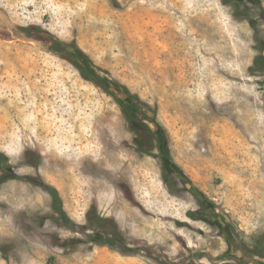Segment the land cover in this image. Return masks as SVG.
<instances>
[{
  "label": "rangeland",
  "instance_id": "obj_1",
  "mask_svg": "<svg viewBox=\"0 0 264 264\" xmlns=\"http://www.w3.org/2000/svg\"><path fill=\"white\" fill-rule=\"evenodd\" d=\"M32 23L140 112L17 30ZM260 41L264 0H0V264H264ZM25 175L59 189L79 232ZM89 210L138 249L91 242Z\"/></svg>",
  "mask_w": 264,
  "mask_h": 264
},
{
  "label": "trees",
  "instance_id": "obj_2",
  "mask_svg": "<svg viewBox=\"0 0 264 264\" xmlns=\"http://www.w3.org/2000/svg\"><path fill=\"white\" fill-rule=\"evenodd\" d=\"M255 3H261V0H253ZM253 28L256 30V26L253 20H250ZM17 30L22 33L24 36L28 38H33L42 42L51 43V50L63 58L68 59L71 61L76 68L79 69L83 77L95 82L98 86L103 88L105 91H108V87L110 84H115L118 89L124 92L127 96L132 97L133 101L132 104L139 109L143 107L145 104L137 94H133L130 89L119 82H113L111 78L108 77V73L104 71L102 68L96 66L90 56L75 42H67L58 37L54 33H52L49 29L44 28L39 24H27V25H18ZM264 42L260 41L257 44L256 48L258 49V53L254 58L253 65L251 69H257L260 71H264ZM117 101H120V98L117 97ZM118 101V102H119ZM128 113L134 117V113L126 108ZM11 164L7 157L0 158V171L10 173ZM7 175V174H5ZM18 177V176H17ZM28 179L30 182L35 184L36 186L42 188L44 191L48 192L52 197V209L55 211L56 216L55 220L62 223L65 226H68L75 232H79L76 229L77 225L71 220L67 211L64 207V201L60 194V191L54 185L47 183L44 181L40 176H33V175H25L23 176ZM128 199L142 207V204L134 197L131 191L127 194ZM192 215V212H189ZM87 226L81 225V229L84 230V233L87 235L88 239L91 242L102 244V245H109V246H116L119 247L123 252L133 253L138 248L131 246V244L127 243L125 240L124 235L122 234L121 230L115 223V221L111 218L104 217L98 214L96 211L91 212L90 210L87 213ZM92 230V231H91ZM90 231V232H89ZM81 241L80 238L71 237L61 240L58 238L56 242L58 245H66V244H74ZM238 243H234L232 246L239 247ZM53 259V258H52ZM161 264H169L167 261H162Z\"/></svg>",
  "mask_w": 264,
  "mask_h": 264
},
{
  "label": "flooded vegetation",
  "instance_id": "obj_3",
  "mask_svg": "<svg viewBox=\"0 0 264 264\" xmlns=\"http://www.w3.org/2000/svg\"><path fill=\"white\" fill-rule=\"evenodd\" d=\"M125 113H126V115H128V114H127V113H128L127 110L125 111ZM153 140H154V139H152V141H153ZM149 141H150L149 139H148V140H144L143 138L140 139L141 144L144 145V146H147L148 148H149V146L151 145Z\"/></svg>",
  "mask_w": 264,
  "mask_h": 264
},
{
  "label": "bare ground",
  "instance_id": "obj_4",
  "mask_svg": "<svg viewBox=\"0 0 264 264\" xmlns=\"http://www.w3.org/2000/svg\"><path fill=\"white\" fill-rule=\"evenodd\" d=\"M7 61H8V60H7ZM8 62H9V61H8ZM9 63H12V62H9ZM2 64H3V63H2ZM12 65H13V64H12ZM5 66H6V65H5ZM1 67H2V65H0V69H1ZM9 67H10V66H9ZM5 68H6V67H5ZM3 70H4V69H3ZM29 76H32L31 73H29ZM10 79H11V78H10ZM10 82H11V81H10ZM30 88L33 89L34 86L32 85V87H30ZM35 95L39 96L37 93H35ZM16 104L18 105V103H16ZM16 104H15V105H16ZM76 117H77V116H76Z\"/></svg>",
  "mask_w": 264,
  "mask_h": 264
}]
</instances>
